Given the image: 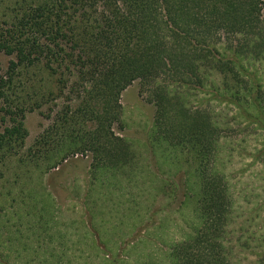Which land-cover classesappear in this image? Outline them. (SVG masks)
I'll return each instance as SVG.
<instances>
[{
  "label": "trees",
  "instance_id": "16d2710c",
  "mask_svg": "<svg viewBox=\"0 0 264 264\" xmlns=\"http://www.w3.org/2000/svg\"><path fill=\"white\" fill-rule=\"evenodd\" d=\"M263 10L264 0H0V51L14 56L0 74V113L9 122L0 133V164L27 162L16 149L27 136L26 114L40 110L51 119L56 104L29 152L32 167L43 159L38 169L46 173L90 153L96 181L101 171L127 166L133 151L115 127H123L121 95L136 83L155 108L153 152L196 188L201 219L165 261L143 264H233L222 242L233 199L217 167L227 129L188 95L217 74L214 96L237 106L246 128L261 120L264 129V90L245 63L264 59ZM89 214L92 227L96 210ZM14 240L9 247L24 249V264L70 262L33 237Z\"/></svg>",
  "mask_w": 264,
  "mask_h": 264
},
{
  "label": "rangeland",
  "instance_id": "374dc122",
  "mask_svg": "<svg viewBox=\"0 0 264 264\" xmlns=\"http://www.w3.org/2000/svg\"><path fill=\"white\" fill-rule=\"evenodd\" d=\"M13 58L0 51V74L6 72ZM245 63L264 90V59ZM221 82L219 75L211 73L207 87L193 91L188 101L209 113L217 126L227 129L217 152V167L228 177L233 199L222 240L226 258L233 264H264L263 122L259 119L260 123H249L246 128L248 121L237 106L214 96L213 89ZM121 103L123 127L115 130L131 145V161L118 170L101 171L96 181L90 153L71 156L46 173L38 169L45 166L43 159L36 168L32 167L28 161L31 147L52 124L60 107L51 104V119L40 110L26 114L27 136L16 149L27 156V162L7 159L0 164L2 263L25 262L22 247L16 250L9 247V243L14 244V238L28 240L30 236L42 241L43 249L47 245L55 247L58 241H48L49 230L44 228L47 223L59 221L66 222L62 229L67 237L73 241L80 239V248L85 247L91 253L90 233L82 237L85 229L82 223L90 218L89 211L93 210H96L94 226L99 229L96 237L102 249L95 247L93 255L64 257L66 261L70 259L69 264L163 262L173 244L184 241L201 225L195 210L196 188L186 187L175 164L167 162L159 150L153 152L151 147L154 106L139 96L136 83L123 91ZM8 123L0 113V133ZM21 217L24 231L19 223ZM67 221L76 223L67 224ZM14 251L22 255L16 259ZM33 264L45 262L34 260Z\"/></svg>",
  "mask_w": 264,
  "mask_h": 264
},
{
  "label": "crops",
  "instance_id": "0c3cea01",
  "mask_svg": "<svg viewBox=\"0 0 264 264\" xmlns=\"http://www.w3.org/2000/svg\"><path fill=\"white\" fill-rule=\"evenodd\" d=\"M95 205H97V202H95ZM71 223L74 224L76 222H69L67 221V224ZM44 228V230H49V237L52 239L57 240L55 247L46 246V248L57 255L61 256H68V257H79L80 255H93L96 253L95 247H99V249H102V246L99 245L96 241L95 234H98V228L95 226L91 227V220L90 218L86 219L85 223H82L83 227L85 228L82 234L83 238H86L87 235L90 233V239L92 242L91 248H93V251L91 253H87L85 247L80 248V244H78L81 240L73 241L71 238L67 237V233L62 229L63 226H66L65 221H59L56 224H49ZM57 225V226H56ZM87 228V229H86ZM86 230V231H85ZM88 233V234H87ZM86 243V239L83 240ZM50 245V244H49ZM36 248V247H35ZM34 248H30L31 253H34ZM85 256V255H84Z\"/></svg>",
  "mask_w": 264,
  "mask_h": 264
}]
</instances>
